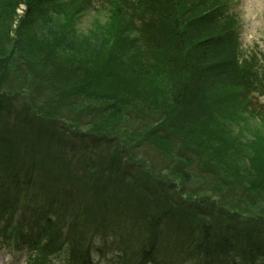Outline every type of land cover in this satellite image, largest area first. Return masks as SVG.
<instances>
[{"label":"trees","instance_id":"16d2710c","mask_svg":"<svg viewBox=\"0 0 264 264\" xmlns=\"http://www.w3.org/2000/svg\"><path fill=\"white\" fill-rule=\"evenodd\" d=\"M4 2L0 237L25 246L27 264H47L64 244L80 259L76 249L88 241L93 220L128 254L113 264H158L160 251L169 262L264 264V113L232 114L237 93L247 92L237 106L249 102V93L264 94V55L260 64L235 55L225 0H15L3 10ZM20 3L28 20L12 28ZM91 12L101 15L94 29L79 32L76 22ZM85 99L99 111L92 125L95 119L82 117L92 107ZM74 101L81 116L70 114ZM70 131L88 142L68 156L61 137ZM147 144L168 160L163 171L173 160L181 164L169 172L173 178L153 172L140 155ZM184 149L192 156L184 157ZM114 162L139 179L145 168L148 181L158 177L156 187L175 197L165 194L161 210L156 192L145 201L130 194L132 182ZM193 163L198 182L187 192L191 174L184 168ZM168 199L184 208L174 211ZM15 209L22 214L13 223ZM181 209L191 212L177 215ZM211 236L213 245L205 240Z\"/></svg>","mask_w":264,"mask_h":264},{"label":"rangeland","instance_id":"374dc122","mask_svg":"<svg viewBox=\"0 0 264 264\" xmlns=\"http://www.w3.org/2000/svg\"><path fill=\"white\" fill-rule=\"evenodd\" d=\"M6 1H15V0H5V6H3V10H7V6L9 2ZM228 7H229V11L232 12L234 14V19L237 22V26L235 27V45L238 46V49L241 50L242 55L244 54H250V52L252 51H260V50H264V0H229L228 3ZM25 12L22 13V5L17 4L15 7V12H14V18L11 21L12 24V28H15L16 25L19 24V21L22 22V20L25 18V20L27 19L25 17ZM94 15H99V13H86L84 14L77 22H76V27L78 29L79 32L82 33H86L87 31L93 30L94 28V19L96 17H94ZM56 16H53V18H51L52 22L54 24H58L59 21L58 19H56ZM28 20V19H27ZM30 22V21H29ZM102 24V23H101ZM53 27H55V25H53ZM12 37H15V33L12 31L11 32ZM241 97V95L239 94V98ZM62 100V99H61ZM259 104H263L264 105V96H260V98L257 100ZM84 102L81 101L80 102V106L83 104ZM78 104V101L76 102V107ZM94 106L92 105V107L90 108L91 110L89 111H84L82 114V117H88L87 115L91 116L89 117L90 121L92 120L91 118L95 119L93 120V122L91 123V125L94 122H98V117L95 116L99 113L98 110H96L95 108H93ZM79 108V107H78ZM234 108V107H233ZM232 108V109H233ZM76 109V112H79V110ZM69 111V110H68ZM71 113L75 114L74 112L71 111ZM82 110L80 112V114H76V115H80L81 116ZM244 115H246V113H244ZM83 123H87L88 120L87 119H83L81 120ZM225 122H228V120L225 119ZM84 123V124H85ZM235 124H232L231 126H234ZM82 130H86L84 128H81V125L78 127ZM235 128V127H234ZM73 130V129H72ZM75 131V130H74ZM1 133H4V131L2 130ZM85 137V138H84ZM65 143H66V147L69 148V146L74 145V148H78L80 145H83V142L80 143H75V141L79 140V139H83L84 142H88V138L87 136L83 135L79 137V134H75L73 131L69 132V135L65 136ZM82 140V141H83ZM176 145L178 143L174 142ZM104 149L107 148V146L105 145V143H103ZM110 146L108 145V148ZM179 151L178 147L173 148L172 151ZM140 155H143L145 157V160L148 161L149 163L153 164V169L154 172H158V174H162V175H170L169 172L171 173V171L176 168L178 165H181L179 162H177L176 160H173V162L170 164L169 168H166L167 170L163 171L162 168L163 167H167V162L168 160L165 159V157L163 158V160H160L158 157H156V155H154V147L150 144L144 145L141 149H140ZM183 153V156L187 157V156H192V152L190 150H186L184 149V151L181 152V154ZM68 154V152H67ZM131 158L133 159L132 154L130 155ZM193 159V157H191ZM100 162L97 163V169L99 170L101 168L102 165H100L101 163L103 164L104 162H106L105 157H104V153H102V156L100 158ZM193 161H197L196 158H194ZM166 162V163H165ZM96 169V170H97ZM185 169L187 170L188 173L191 174V177L188 181H186L187 183L184 185V189L188 192V191H192L193 189H195V187L197 186V182H198V176H199V171L197 169V164L193 163L190 164L189 166H186ZM189 175V174H188ZM171 176V175H170ZM166 178V176H164ZM168 177V176H167ZM174 176L168 177L169 179L173 178ZM98 178V175H97ZM126 180V177H125ZM127 182V180H126ZM146 184L149 185V187H156V185H154L151 181H146ZM196 191H199L198 189H196ZM195 192V191H194ZM195 195H198L197 193H194ZM162 196V193H161ZM153 195H151V199H152ZM207 197V196H206ZM209 203H205L204 204V209L209 207L208 206ZM186 210L185 209H181L178 210L176 212V214H181L182 216L184 215V212ZM243 227V232H247L246 228L244 226ZM100 240V239H99ZM106 252V251H104ZM107 253H105L104 256H101L100 253H97V256L99 258L104 259ZM108 255V254H107ZM64 252H61L59 255H57L51 264H63L64 263ZM0 262L1 264H23L24 262V255L22 253H20L19 251H3L0 250Z\"/></svg>","mask_w":264,"mask_h":264},{"label":"bare ground","instance_id":"6f19581e","mask_svg":"<svg viewBox=\"0 0 264 264\" xmlns=\"http://www.w3.org/2000/svg\"><path fill=\"white\" fill-rule=\"evenodd\" d=\"M89 104L90 103H92V105L94 104V105H96L94 102H92V101H90L89 99H85ZM76 103H75V101H74V103L72 102V105L73 106H71V111L72 112H74L75 114H80V111L79 112H76V109H75V107H74V105H75ZM78 106V105H77ZM78 110V109H77ZM101 110H103V109H101ZM70 114H73V113H71L70 112ZM103 115V114H102ZM68 116V115H67ZM101 118V117H100ZM35 119H38L37 118V116L36 117H34V120ZM102 129L103 130H106V127H104V125L102 126ZM101 133H102V131H100ZM104 132V131H103ZM104 134V133H103ZM102 134V135H103ZM105 135H106V133H105ZM105 135H103V136H105ZM83 140V139H82ZM81 139H79V140H77V141H75V143H80V142H83ZM87 143V142H86ZM75 145V144H74ZM74 145H72L73 147H74ZM112 151H111V148L109 147H107V150H106V157H108L107 155L109 154V153H111ZM137 156H134L133 155V158L135 159ZM142 158V157H141ZM112 163V162H111ZM71 164L72 165H74L75 164V162H74V160L71 162ZM147 164H149L148 162H147ZM71 165V166H72ZM113 165H114V169L115 170H117V171H119L121 174H125L126 176H127V170H126V168L121 164V163H119V162H114L113 163ZM132 168H135V171H137L136 170V165H134ZM71 171L73 170V167H71V168H69ZM144 170H146L145 168H142V169H139V173H140V178L143 180H141V179H139V178H137V177H134V176H131V175H128L127 177L129 178V180L132 182V183H130L131 185H129L130 187H129V189H130V194H132V191H134V192H137V193H139L142 197H143V200L145 201V199H144V195H147V194H150V193H155V195L159 198L157 201H156V206H157V208H159V209H161V210H164L165 208H166V206L165 205H163L162 203H160V201L162 200V197H164L165 196V194H167L168 193V196L171 198V197H175V195L174 194H172V193H169L168 191H167V189H164L163 191L160 189V188H158V187H149V185H147L144 181H146L147 180V178L144 176V174H143V171ZM184 170H186L185 168H184ZM134 171V172H135ZM153 172H154V169H153ZM154 173H157V172H154ZM134 174H136V172L134 173ZM158 174V173H157ZM151 177H154V183L157 185V186H159L160 184H159V182L161 181V179H159L158 177H156V176H154V175H150ZM157 176H159V174L157 175ZM162 176V174H160V177ZM163 177V176H162ZM101 178V177H100ZM163 178H165V177H163ZM148 181V180H147ZM159 181V182H158ZM152 182V183H153ZM153 183V184H154ZM154 184V185H155ZM161 193H162V196H161ZM136 194V193H135ZM168 202H170V203H174L173 205H172V207H171V209H173V207L174 206H177V207H179V208H184V207H182V205H178V203H176V202H179V201H175V199H168ZM151 205H154L153 203H151ZM174 210V209H173ZM175 211V210H174ZM186 212H191V209H188V210H186ZM210 218H206L205 219V221L207 222L208 220H209ZM209 223H210V225H212V227H214L213 226V222L212 221H209ZM203 228L205 229V230H209V228H206V227H204L203 226ZM202 239V238H201ZM203 240V239H202ZM205 240L207 241V242H209L211 245H213V244H215L216 242H215V240H217V238L216 237H212L211 236V238H210V240L208 239V238H205ZM106 248H107V250L109 251V252H112V249H111V247L110 246H106ZM77 252H83V254L85 253V254H88V252L91 250V246H88V245H83V244H79L78 246H77ZM241 250H244V249H242L241 248ZM68 252V254L69 255H72V252L70 251V250H68L67 251Z\"/></svg>","mask_w":264,"mask_h":264}]
</instances>
